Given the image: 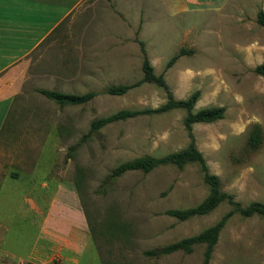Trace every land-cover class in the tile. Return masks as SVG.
Listing matches in <instances>:
<instances>
[{"label": "rangeland", "instance_id": "rangeland-1", "mask_svg": "<svg viewBox=\"0 0 264 264\" xmlns=\"http://www.w3.org/2000/svg\"><path fill=\"white\" fill-rule=\"evenodd\" d=\"M151 1L83 0L8 72L12 98L0 131V264H202L204 245L190 253L142 254L201 232L231 209L223 202L184 221L164 214L194 207L207 196L198 164L111 179L122 163L185 148V112L117 121L88 136L99 118L165 102L161 88L142 82L139 42L175 99L199 90L194 111L225 108L221 120L192 125L196 148L222 192L242 206L264 202V77L253 73L264 62V27L255 22L264 0L179 17L160 6L149 10ZM157 40L163 43H152ZM137 82L120 96L106 92ZM38 89L96 96L59 107ZM255 126L261 143L251 149L247 142ZM70 225L67 238H82L70 250L75 262L65 261L55 247L56 234L66 235ZM208 264H264V218L231 216Z\"/></svg>", "mask_w": 264, "mask_h": 264}, {"label": "trees", "instance_id": "trees-1", "mask_svg": "<svg viewBox=\"0 0 264 264\" xmlns=\"http://www.w3.org/2000/svg\"><path fill=\"white\" fill-rule=\"evenodd\" d=\"M255 22L258 26L264 27L263 10L260 9L257 11ZM139 46L141 53L143 54V60L141 64L142 82L154 84L161 88L165 93V102L161 106L154 109H122L107 117L99 118L91 123L88 136L100 128L117 121H124L126 119L138 116L161 114L175 109H180L185 112L182 124L189 139V142L185 148L177 152L167 154L161 158L144 156L134 159L130 162L122 163L112 171L111 179L117 178L129 171H141L143 173H148L158 166L173 165L177 168H181L187 163L198 164L202 172L203 183L208 187L207 196L194 207L187 209L167 210L164 214L174 217L180 221H184L195 216L206 215L223 202H226L231 207V209L222 215L213 225L207 227L201 232L166 245L159 250L144 251L142 254L146 257H158L160 255H168L177 251L190 253L194 246L204 245L205 250L202 264H208L214 246L217 243L219 233L224 228L228 219L234 214H239L245 218L254 215L264 218V202L254 201L250 202L246 206H242L240 203L234 201L233 196L222 192L220 189V180L218 176L209 172L202 153L196 148L194 137L191 131L192 125L197 123L208 124L221 120L224 116L225 108L223 106H214L194 111V105L200 95L199 90H195L185 99H175L163 77L161 75L156 76L154 74L153 67L146 56L143 43L139 42ZM181 54H183V50H181L178 55L172 56L167 62L166 68H170ZM253 73L264 77V62L256 65L253 69ZM139 83L140 82L132 85L111 86L106 90V92L110 95L120 96L126 93L130 88L137 86ZM36 92L46 99L52 101L59 107L82 105L91 101L96 96L95 92H87L81 95L66 94L46 89H38ZM247 143L251 149H256L260 145L261 132L259 127L255 126L252 129Z\"/></svg>", "mask_w": 264, "mask_h": 264}, {"label": "crops", "instance_id": "crops-1", "mask_svg": "<svg viewBox=\"0 0 264 264\" xmlns=\"http://www.w3.org/2000/svg\"><path fill=\"white\" fill-rule=\"evenodd\" d=\"M82 1L0 0V131L8 110V103L12 98V91L6 86L11 81L7 77L8 72L54 32L58 26L70 18ZM242 1L152 0L150 2L152 7L149 10L153 9L152 11L155 12V8L160 6L162 9H166L171 16L179 17L187 13H213L235 10ZM152 43L162 44L163 40L152 41ZM71 226H69L66 235L57 233L55 236V247L61 249L67 262L76 261L74 258H69L71 254H76L75 252L70 253V250L78 249L81 246L78 241L82 239L67 238Z\"/></svg>", "mask_w": 264, "mask_h": 264}]
</instances>
